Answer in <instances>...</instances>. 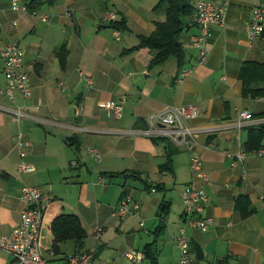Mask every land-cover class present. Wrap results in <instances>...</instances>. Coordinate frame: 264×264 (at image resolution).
I'll return each instance as SVG.
<instances>
[{"label": "crops", "instance_id": "1", "mask_svg": "<svg viewBox=\"0 0 264 264\" xmlns=\"http://www.w3.org/2000/svg\"><path fill=\"white\" fill-rule=\"evenodd\" d=\"M39 1L34 14L13 7L25 0H0V48L19 42L31 88L29 97L17 92L9 99L0 62V234L20 222L22 188L37 186L44 209L41 250L48 261L88 251L94 255L90 264H178L174 236L185 223L182 191L194 183L209 197L203 215L215 220L207 228L187 226L195 264H264V155L258 154L264 150V97L245 95L239 78L243 62L264 63V36L251 41L249 28L261 0H229L225 23L210 27L202 63L192 43L200 0H192L195 12L178 36L183 59L172 55L159 64L141 36L166 19V11L155 10L162 0ZM108 13L124 21L122 31L111 27ZM184 69L190 72L182 77ZM255 87L264 89V82ZM122 96V114L115 117L109 103ZM185 104L197 106L189 123L200 128L191 149L202 159L199 173L191 170V150L172 145L168 154L166 141L144 133L147 116ZM17 106L24 111L20 120L10 111ZM239 110L253 113L241 130L235 125ZM89 147L100 152V161ZM239 150L246 157L234 163L228 153ZM22 160L35 170L20 172ZM125 196L140 208L116 219L113 211ZM61 214L80 218L82 245L55 241L52 222ZM148 244L156 263L148 257L133 263L123 255ZM0 264L17 261L0 250Z\"/></svg>", "mask_w": 264, "mask_h": 264}, {"label": "built area", "instance_id": "2", "mask_svg": "<svg viewBox=\"0 0 264 264\" xmlns=\"http://www.w3.org/2000/svg\"><path fill=\"white\" fill-rule=\"evenodd\" d=\"M13 7L27 11V7L24 4L14 2ZM228 9L229 0H222L219 3H215L212 0H200L198 2L195 12V22L199 27V31L192 36V43L199 50V63L204 62L207 58L208 51L205 45L210 27L214 24L223 25ZM34 14L37 13L34 12ZM72 14L71 10L66 11V15L70 16ZM106 17L114 19L115 14L108 13ZM40 18L45 21L49 16L42 14ZM249 28L251 41L262 36L264 30V0H261L255 7L249 22ZM25 56L26 52L17 40H10L0 48V62L3 64V72L6 79L5 94L11 100L15 99L17 92H20L24 97L31 95L30 77L24 70ZM189 72L190 70L184 69L181 76L184 77ZM86 82L88 85H91L92 78L86 77ZM59 85L62 90H65L66 84L64 82H60ZM125 101L126 96H122L119 102L111 101L109 103L110 112L115 117L121 116ZM10 111L15 114L18 120L24 116L22 106H17ZM196 114L197 106L194 104L169 106L164 111L146 117L147 126L144 129V133L151 138L166 139L177 147H185L191 150L197 144L198 133L200 131V128L189 123V120L195 118ZM252 118L253 113L251 111L239 110L235 125L241 130ZM21 139L22 135L20 134L18 136L19 143H21ZM89 151L95 160H101V154L96 148L89 147ZM228 154L232 155L234 163L243 161L246 157V153L243 150H239L234 154ZM258 154L264 155V150L260 148ZM190 167L194 173L202 171V159L192 150L190 151ZM18 170L20 172H33L35 167L22 160L19 162ZM203 178L205 181L208 180V175L204 172ZM151 191H156V188H152ZM41 196L42 191L37 186L25 185L22 188L21 197L26 203V208L22 211L20 222L17 226L8 233L0 234V250L13 256L17 264H90L94 255L88 251L68 256L59 263L50 262L44 257L40 243V233L44 217ZM208 198L205 190L194 183L188 184L182 191L185 223L174 236L180 249L178 264H195V259L190 251L187 226L207 228L215 222L213 217L203 215L204 204L209 200ZM262 202L264 204V195L262 196ZM139 208L140 202L131 200V198L125 196L120 200L112 215L116 219H124ZM102 229L101 226H97L94 231L100 233ZM123 255L133 263H140L146 257L143 251L136 249L125 250Z\"/></svg>", "mask_w": 264, "mask_h": 264}, {"label": "trees", "instance_id": "3", "mask_svg": "<svg viewBox=\"0 0 264 264\" xmlns=\"http://www.w3.org/2000/svg\"><path fill=\"white\" fill-rule=\"evenodd\" d=\"M54 1L45 0L49 6H52ZM25 3L27 11L31 13L39 11L42 5V2L39 0H25ZM155 10L166 11V19L156 23L154 32L141 36V45L149 47L155 53L153 59L154 64L162 63L172 55L182 60L183 49L181 43L176 40V36H179L184 30L195 12L192 0H162L155 7ZM123 23L124 21L113 19L111 21V27L122 31ZM262 35L264 36V30ZM239 78L242 80L243 93L245 95L264 97V89L255 87L261 82H264V63L255 61L243 62L239 70ZM154 139L166 141L168 147L167 153L170 154L169 148L172 147V143L162 138ZM129 175L135 176V173ZM52 232L55 241L61 239H76L80 245L83 244L86 236V231L80 218L73 214H61L55 218L52 222ZM143 252L146 257L152 260V263H156L155 252L150 244L146 246V250Z\"/></svg>", "mask_w": 264, "mask_h": 264}, {"label": "water", "instance_id": "4", "mask_svg": "<svg viewBox=\"0 0 264 264\" xmlns=\"http://www.w3.org/2000/svg\"><path fill=\"white\" fill-rule=\"evenodd\" d=\"M176 40H178V36H176Z\"/></svg>", "mask_w": 264, "mask_h": 264}, {"label": "rangeland", "instance_id": "5", "mask_svg": "<svg viewBox=\"0 0 264 264\" xmlns=\"http://www.w3.org/2000/svg\"><path fill=\"white\" fill-rule=\"evenodd\" d=\"M96 233V232H95Z\"/></svg>", "mask_w": 264, "mask_h": 264}]
</instances>
